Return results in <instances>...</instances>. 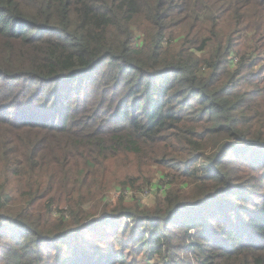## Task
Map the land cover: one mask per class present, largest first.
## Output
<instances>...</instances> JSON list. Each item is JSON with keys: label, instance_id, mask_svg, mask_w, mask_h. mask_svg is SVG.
Instances as JSON below:
<instances>
[{"label": "trees", "instance_id": "trees-1", "mask_svg": "<svg viewBox=\"0 0 264 264\" xmlns=\"http://www.w3.org/2000/svg\"><path fill=\"white\" fill-rule=\"evenodd\" d=\"M0 264H264V0H0Z\"/></svg>", "mask_w": 264, "mask_h": 264}, {"label": "rangeland", "instance_id": "rangeland-1", "mask_svg": "<svg viewBox=\"0 0 264 264\" xmlns=\"http://www.w3.org/2000/svg\"><path fill=\"white\" fill-rule=\"evenodd\" d=\"M149 175L152 176V181L147 182L146 179L149 177ZM160 177H164L159 173L155 168H152L151 171H137L135 165L130 166H124L120 168V178L121 180H132L135 182L136 186H138V189H135L133 187H130L126 190H121L123 188L120 187V185L115 184L112 185L107 192L105 196H99V200L102 203V205L109 204L108 206L111 207V209L115 208L117 206V203L119 199L121 198V194H125V198H121L123 205L125 206H132L133 204L137 203L138 206L147 207V208H153L156 205V201L159 198H163V189L158 186L159 183H165L167 180H159ZM145 185H142L144 184ZM154 183V184H153ZM153 185V186H152ZM158 186V188L156 187ZM89 191L86 190V187L83 188L81 195L88 194ZM78 195V194H76ZM53 217L56 218L60 210L57 209V207L52 208ZM68 213V212H67ZM184 258V257H182ZM145 262H147L145 260Z\"/></svg>", "mask_w": 264, "mask_h": 264}, {"label": "built area", "instance_id": "built-area-1", "mask_svg": "<svg viewBox=\"0 0 264 264\" xmlns=\"http://www.w3.org/2000/svg\"><path fill=\"white\" fill-rule=\"evenodd\" d=\"M125 195V194H124Z\"/></svg>", "mask_w": 264, "mask_h": 264}]
</instances>
